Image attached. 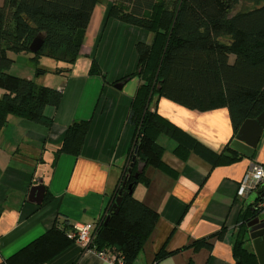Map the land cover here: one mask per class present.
Segmentation results:
<instances>
[{
	"label": "trees",
	"instance_id": "obj_1",
	"mask_svg": "<svg viewBox=\"0 0 264 264\" xmlns=\"http://www.w3.org/2000/svg\"><path fill=\"white\" fill-rule=\"evenodd\" d=\"M106 20H114L148 35L149 43H136V71L119 80L138 78L140 84L130 102L126 123L133 128L126 166L118 180L113 201L91 230L83 250L115 257L114 264H132L149 240L158 213L136 200L132 191L147 185L146 169L167 175L174 172L163 162V147L156 139L165 136L175 143L173 153L185 160L191 152L210 161L212 167L228 165L241 156L230 148V140L220 153H212L190 135L150 111L153 99L166 100L199 113L225 109L233 138L246 120L264 111V0H108ZM101 0H3L0 6V131L8 117H18L50 128L44 115L47 107L57 108L61 90L38 85L32 79L8 73L13 60L8 54L31 55L36 65L34 77L47 71L38 67L41 58L65 64L54 71L67 73L79 56L92 11ZM240 2L257 7L235 12ZM38 35L43 43L35 54L29 46ZM92 63L89 74H98ZM101 75V74H100ZM102 76V75H101ZM103 78V77H102ZM88 121L72 123L65 131L54 160L60 155L78 157L88 130ZM134 159V166L129 167ZM142 173L134 178L136 165ZM120 201L114 209L115 199ZM51 196L45 190L41 205ZM264 198L257 194L241 215L237 237L232 243L236 264H258L249 243L246 223L257 216L255 205ZM73 225L56 219L50 229L0 264H45L74 244ZM221 233V232H220ZM216 238H221V234ZM212 247L210 238L195 240L175 252L161 249L151 264L182 251L194 254ZM186 264H193L190 259Z\"/></svg>",
	"mask_w": 264,
	"mask_h": 264
},
{
	"label": "crops",
	"instance_id": "obj_2",
	"mask_svg": "<svg viewBox=\"0 0 264 264\" xmlns=\"http://www.w3.org/2000/svg\"><path fill=\"white\" fill-rule=\"evenodd\" d=\"M100 7L104 9L106 2L94 7L79 56L69 72L46 79L45 75L34 77L29 69L22 77L61 90L58 107L44 110L52 120L50 128L10 116L0 131V262L45 233L56 219L67 225L92 226L113 201L133 138L126 116L140 82L133 78L120 89L112 85L135 72V44L148 40L136 28L106 20ZM92 63L99 75L89 74ZM43 69L52 72L56 67ZM2 94L0 90V97ZM150 108L212 153H220L234 140L225 109L199 113L163 99H153ZM80 121L89 124L79 156L60 155L54 160L66 129ZM262 135L250 159L240 157L214 167L194 152L181 160L173 153L175 143L158 136L162 160L174 175L148 168V184H138L132 191L136 200L158 213L153 233L132 264H151L161 249L175 252L206 238L212 244L209 251H182L157 264H186L188 259L193 264H236L232 243L245 206L257 195L255 191L239 199L236 190L250 166L264 168V140L259 147ZM38 180L51 196L44 205L28 200L29 190ZM252 195L255 197L249 200ZM45 264L112 263L74 243Z\"/></svg>",
	"mask_w": 264,
	"mask_h": 264
},
{
	"label": "water",
	"instance_id": "obj_3",
	"mask_svg": "<svg viewBox=\"0 0 264 264\" xmlns=\"http://www.w3.org/2000/svg\"><path fill=\"white\" fill-rule=\"evenodd\" d=\"M43 43V37L38 35L33 39L29 46V52L31 54H35ZM125 82H120L114 85L115 88L120 89L122 84ZM150 111H153L154 108H149ZM264 131V111L254 120H246L240 126L234 140L230 144V148H232L235 152H237L241 157H245L250 159L253 155V152L258 144V141ZM134 159L131 160L129 165L130 168L134 166ZM144 168L143 164L136 165V173L134 174V178H137L140 173H142ZM41 180L37 181V184L29 190L28 200L36 205L42 203L45 188L41 184ZM257 194H260L261 198H264V183L259 186L257 189ZM120 192L118 193L117 198L115 199L113 208L115 209L119 204L121 199ZM247 233L249 234V238L251 241V246L253 249V253L257 259L258 264H264V217L260 219L258 216L251 219L246 223ZM252 232H256L258 237L256 240L253 237Z\"/></svg>",
	"mask_w": 264,
	"mask_h": 264
},
{
	"label": "built area",
	"instance_id": "obj_4",
	"mask_svg": "<svg viewBox=\"0 0 264 264\" xmlns=\"http://www.w3.org/2000/svg\"><path fill=\"white\" fill-rule=\"evenodd\" d=\"M264 183V168L258 165H252L245 172L243 178L237 186L236 196L239 199H246L252 192L257 191L259 186ZM258 217H264V202L258 201L255 205ZM93 225L74 224L72 227L74 243L85 249L90 242V235ZM105 261L114 264L115 257L105 253H98Z\"/></svg>",
	"mask_w": 264,
	"mask_h": 264
},
{
	"label": "rangeland",
	"instance_id": "obj_5",
	"mask_svg": "<svg viewBox=\"0 0 264 264\" xmlns=\"http://www.w3.org/2000/svg\"><path fill=\"white\" fill-rule=\"evenodd\" d=\"M106 2V7L104 8V9H102L101 7V9L102 10H104V16H106V12H107V10H108V8H109V6H110V1H108V0H101V2ZM100 2V3H101ZM2 3H3V0H0V6L2 5ZM100 3H98V5L100 6ZM257 5L258 4H256V3H254V2H240L237 6H236V8L234 9V11H233V13H235V12H246V11H249V10H251V9H253V8H255V7H257ZM146 34V33H145ZM84 35H85V33H84ZM147 35V40H148V43L150 42V40H151V37H150V35H148V34H146ZM137 36H139V38H144L142 35L140 36V35H137ZM136 36V37H137ZM84 39V38H83ZM9 55V57L13 60V63H12V65H11V67H10V69L8 70V73L9 74H11V75H13V76H16V77H20V78H22V77H26V75L28 74V72H29V69L31 70V72H32V75H34L36 72H35V70H36V65L30 60V54L29 55H23V54H21V55H14V54H8ZM65 66V64H63V63H60V62H54V61H52V60H50V59H47V58H41L40 60H39V63H38V67L39 68H45V67H48V68H50V67H53L54 68V70H55V67L57 68V69H59V68H62V67H64ZM136 71V70H135ZM49 73H51V74H49ZM57 74H55V72L54 71H52V72H47L46 74H45V78L46 79H48V76H56ZM136 78V77H135ZM138 79V78H137ZM138 81L140 82V84H142V82L138 79ZM123 82V81H122ZM127 82V81H126ZM117 83H120L119 81H117V82H115L112 86H114L115 84H117ZM139 84V85H140ZM138 85V86H139ZM150 106V105H149ZM155 110V109H154ZM156 111V110H155ZM263 140H264V133H263V135H262V138H261V141H260V144H259V147L262 145V143H263ZM258 147V148H259ZM255 197V195H252L251 196V198L249 199V200H252V198H254ZM247 247L248 248H250L251 249V245H250V243H247ZM90 251V250H89ZM98 254V253H97Z\"/></svg>",
	"mask_w": 264,
	"mask_h": 264
},
{
	"label": "flooded vegetation",
	"instance_id": "obj_6",
	"mask_svg": "<svg viewBox=\"0 0 264 264\" xmlns=\"http://www.w3.org/2000/svg\"><path fill=\"white\" fill-rule=\"evenodd\" d=\"M260 219H262L261 217H259ZM248 234V233H247ZM251 234H253L254 239L256 240V238L258 237L256 232H252ZM259 238V237H258ZM248 239H249V243L251 244L250 238H249V234H248Z\"/></svg>",
	"mask_w": 264,
	"mask_h": 264
}]
</instances>
